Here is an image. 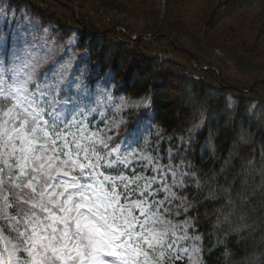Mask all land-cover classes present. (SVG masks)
Returning <instances> with one entry per match:
<instances>
[{
    "label": "trees",
    "instance_id": "obj_1",
    "mask_svg": "<svg viewBox=\"0 0 264 264\" xmlns=\"http://www.w3.org/2000/svg\"><path fill=\"white\" fill-rule=\"evenodd\" d=\"M0 1L74 34L91 77L149 98L139 120L188 172L177 220L200 237L199 264H264V0Z\"/></svg>",
    "mask_w": 264,
    "mask_h": 264
},
{
    "label": "snow or ice",
    "instance_id": "obj_2",
    "mask_svg": "<svg viewBox=\"0 0 264 264\" xmlns=\"http://www.w3.org/2000/svg\"><path fill=\"white\" fill-rule=\"evenodd\" d=\"M50 55L35 38L12 33L0 38V93L17 101L0 122V232L17 241L0 250V264H106L103 257H115L111 264H166L158 248L171 251L167 233L148 228L158 218L155 213L150 218L147 199H130L146 178L100 179L102 161L112 168L139 155L127 144L136 124L124 138L107 135L112 128L106 125L84 147L77 136L84 139L88 132L87 109L78 114L84 119L74 116L66 124L57 115L59 93L78 84L75 69L65 76L69 70L58 69L56 61L38 71ZM32 104L46 107L36 111ZM114 155L120 159L110 162Z\"/></svg>",
    "mask_w": 264,
    "mask_h": 264
},
{
    "label": "rangeland",
    "instance_id": "obj_3",
    "mask_svg": "<svg viewBox=\"0 0 264 264\" xmlns=\"http://www.w3.org/2000/svg\"><path fill=\"white\" fill-rule=\"evenodd\" d=\"M195 8L197 6L194 3L193 6H188L184 13L181 9L183 17L186 16L187 19H192L187 16H191ZM8 33H12L13 37L19 35L29 39L35 38L45 46L46 51L51 53L47 63L42 65L38 71L45 70L56 61H59L58 69L67 68L69 70L65 73V76L75 69L73 79L78 81V84L66 85L64 91L59 93L56 100L59 107L57 115L66 124L72 121L74 116L84 119V117H79L78 114L87 109L85 116L88 119H85L84 122L89 125L88 132L85 133L84 139H81L79 135L77 136V140L84 147L88 146L85 143L86 140L93 139L91 133L98 129H104L106 125L112 128V131L106 133L107 135L124 138V133L128 131L129 126L132 127L133 123L136 124V129L132 136L127 139V144H131L129 151L135 149L139 155L129 158L126 165L114 163L112 168H107V165L102 161L103 166L99 168L100 179L105 176L118 177L121 175L132 178L133 174L136 177L146 178V180L141 179L139 181L140 188L137 189L135 195H130V199H147L148 205L151 206L150 218L152 213H155L158 218L152 220L148 224V228L156 232L167 233L164 239L171 245V251H168L167 247L158 248V255L161 253L167 255L166 264H169L172 260L180 259L185 260L188 264H199L198 237L191 238L188 236L187 226L177 222L179 212L185 202L183 198H179L177 190L184 186V180L188 177V172L182 163L174 161V150L168 147L161 149L160 142L163 138L156 127L147 120L141 119L137 122L138 116L142 113L150 114L148 111L149 98L132 99L116 94L109 73L102 79H91L92 73L86 61V53L74 49V34L65 40H58L50 26H41L21 11H7L5 5L0 1V38ZM9 83L11 82L9 81ZM16 102L0 93V122L7 118L5 111ZM31 107L36 111H41L46 106L37 107L36 104H32ZM29 118H31V115H29ZM41 118L49 120L51 123L49 117ZM100 120H103V123H100ZM60 127L63 128L64 124H61ZM72 131H75V128ZM119 143V140L113 141L114 145ZM118 159L120 158L114 155L109 158V161ZM141 190L151 192L152 195L142 197L140 195ZM154 201L159 203L153 206ZM2 205L3 200L0 198V206ZM9 215L14 216L15 213L9 212ZM137 215H139V212H137ZM21 230L23 229L21 228ZM16 242L7 232H0V250ZM193 249H197L198 254L194 253ZM102 259L106 260V264H111L116 260L115 257H103ZM161 264H165V262L162 261Z\"/></svg>",
    "mask_w": 264,
    "mask_h": 264
}]
</instances>
